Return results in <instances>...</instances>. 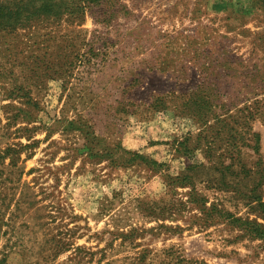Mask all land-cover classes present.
Instances as JSON below:
<instances>
[{"label":"rangeland","instance_id":"rangeland-1","mask_svg":"<svg viewBox=\"0 0 264 264\" xmlns=\"http://www.w3.org/2000/svg\"><path fill=\"white\" fill-rule=\"evenodd\" d=\"M252 1L0 0V264H264Z\"/></svg>","mask_w":264,"mask_h":264},{"label":"crops","instance_id":"crops-1","mask_svg":"<svg viewBox=\"0 0 264 264\" xmlns=\"http://www.w3.org/2000/svg\"><path fill=\"white\" fill-rule=\"evenodd\" d=\"M252 2L254 3V5L256 4L255 6H258V7H260L264 4V0H258V1L254 0Z\"/></svg>","mask_w":264,"mask_h":264}]
</instances>
